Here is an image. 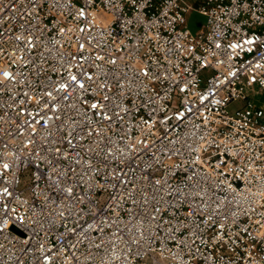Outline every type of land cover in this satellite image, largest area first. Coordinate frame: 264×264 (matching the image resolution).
Returning <instances> with one entry per match:
<instances>
[{
	"label": "built area",
	"instance_id": "1",
	"mask_svg": "<svg viewBox=\"0 0 264 264\" xmlns=\"http://www.w3.org/2000/svg\"><path fill=\"white\" fill-rule=\"evenodd\" d=\"M263 90L264 0H0V264H264Z\"/></svg>",
	"mask_w": 264,
	"mask_h": 264
},
{
	"label": "rangeland",
	"instance_id": "2",
	"mask_svg": "<svg viewBox=\"0 0 264 264\" xmlns=\"http://www.w3.org/2000/svg\"><path fill=\"white\" fill-rule=\"evenodd\" d=\"M205 22V16L196 11H190L186 15V25L192 31L195 32ZM253 99L260 103L264 102V93L253 94ZM238 102H233L229 105V109L235 108Z\"/></svg>",
	"mask_w": 264,
	"mask_h": 264
},
{
	"label": "crops",
	"instance_id": "3",
	"mask_svg": "<svg viewBox=\"0 0 264 264\" xmlns=\"http://www.w3.org/2000/svg\"><path fill=\"white\" fill-rule=\"evenodd\" d=\"M260 93H264V90L261 91V92H259L258 94H260ZM254 102H255V104H256L257 106L262 107V108L264 109V102H263V103H260V102H258V101L255 100V99H254Z\"/></svg>",
	"mask_w": 264,
	"mask_h": 264
}]
</instances>
